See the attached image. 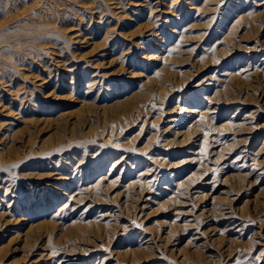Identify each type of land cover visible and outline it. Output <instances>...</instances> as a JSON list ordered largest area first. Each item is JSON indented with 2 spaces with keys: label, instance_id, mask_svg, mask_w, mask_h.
<instances>
[{
  "label": "rangeland",
  "instance_id": "rangeland-1",
  "mask_svg": "<svg viewBox=\"0 0 264 264\" xmlns=\"http://www.w3.org/2000/svg\"><path fill=\"white\" fill-rule=\"evenodd\" d=\"M0 264H264V0H0Z\"/></svg>",
  "mask_w": 264,
  "mask_h": 264
}]
</instances>
